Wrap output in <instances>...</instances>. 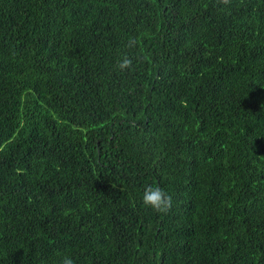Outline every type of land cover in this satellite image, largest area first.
<instances>
[{
    "label": "trees",
    "instance_id": "1",
    "mask_svg": "<svg viewBox=\"0 0 264 264\" xmlns=\"http://www.w3.org/2000/svg\"><path fill=\"white\" fill-rule=\"evenodd\" d=\"M63 255L264 264V0H0V264Z\"/></svg>",
    "mask_w": 264,
    "mask_h": 264
},
{
    "label": "clouds",
    "instance_id": "2",
    "mask_svg": "<svg viewBox=\"0 0 264 264\" xmlns=\"http://www.w3.org/2000/svg\"><path fill=\"white\" fill-rule=\"evenodd\" d=\"M218 3L230 6L232 0H218ZM118 66L121 71L129 70L132 60L125 55L118 61ZM142 203L158 214L167 215L173 207V197L159 186H146L142 194ZM59 264H74V261L71 257L63 255Z\"/></svg>",
    "mask_w": 264,
    "mask_h": 264
}]
</instances>
